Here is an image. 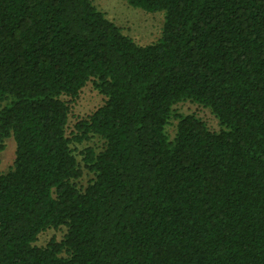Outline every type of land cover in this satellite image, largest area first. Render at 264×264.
Segmentation results:
<instances>
[{"label": "trees", "instance_id": "obj_1", "mask_svg": "<svg viewBox=\"0 0 264 264\" xmlns=\"http://www.w3.org/2000/svg\"><path fill=\"white\" fill-rule=\"evenodd\" d=\"M123 1L164 14L156 42L91 0H0V264H264V0ZM89 83L104 102L71 132ZM182 101L221 129L178 115L170 139Z\"/></svg>", "mask_w": 264, "mask_h": 264}, {"label": "rangeland", "instance_id": "obj_2", "mask_svg": "<svg viewBox=\"0 0 264 264\" xmlns=\"http://www.w3.org/2000/svg\"><path fill=\"white\" fill-rule=\"evenodd\" d=\"M91 1L99 11L104 13L108 20L121 30L122 34L129 37L137 45L146 46L160 38L164 23L163 13H146L138 8L128 6L123 0ZM103 102V96L93 88L91 83L87 84L80 92L78 98L70 102L67 119L69 131H74L75 124L95 111ZM178 115H193L200 119L212 132H218L221 129L218 120L209 109L191 101H182L172 107V117L166 126V132L170 139L175 135L176 117ZM3 145L4 148L0 151V173L8 171L13 166L15 158V143L13 139H6ZM102 145V140L98 137H91L88 141L81 144H73L72 149L79 164L82 165L80 152L85 148H93L99 151ZM91 179L92 174L83 169V174L78 182L80 186L84 187ZM63 233V229H48L38 236L35 245L44 247L51 240L59 241Z\"/></svg>", "mask_w": 264, "mask_h": 264}]
</instances>
